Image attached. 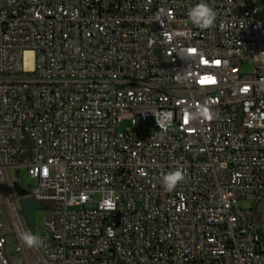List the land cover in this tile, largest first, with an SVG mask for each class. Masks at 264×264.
Returning a JSON list of instances; mask_svg holds the SVG:
<instances>
[{
	"label": "built area",
	"instance_id": "built-area-1",
	"mask_svg": "<svg viewBox=\"0 0 264 264\" xmlns=\"http://www.w3.org/2000/svg\"><path fill=\"white\" fill-rule=\"evenodd\" d=\"M199 2L0 0V264H264L261 0Z\"/></svg>",
	"mask_w": 264,
	"mask_h": 264
},
{
	"label": "rangeland",
	"instance_id": "rangeland-1",
	"mask_svg": "<svg viewBox=\"0 0 264 264\" xmlns=\"http://www.w3.org/2000/svg\"><path fill=\"white\" fill-rule=\"evenodd\" d=\"M260 7V12L261 14L264 15V6H262L261 4L259 5ZM32 60V57H31ZM259 68V66H258ZM251 68L248 67L245 70L248 71ZM13 78L16 79H22V78H26V75L23 74H18V75H14L12 76ZM129 123H123L119 129L123 130L124 128L128 127ZM147 128H151L152 127V122L150 121L149 123L146 124ZM8 175H9V180L12 183V187L14 190V193L16 196L21 197L25 191V188L28 187L30 185V181L27 178V174L26 171L23 170L20 173V178L22 179L19 180L17 178V176H15L11 171H8ZM252 205V202H248V203H242L241 206L242 207H250ZM43 220H44V213L42 210H37L35 212V217H34V229H35V234L34 237H38L41 234V227L43 224ZM10 230H11V222L8 216V211L7 208L5 206V204L3 203L1 197H0V236L2 235H10ZM10 252V251H7Z\"/></svg>",
	"mask_w": 264,
	"mask_h": 264
},
{
	"label": "clouds",
	"instance_id": "clouds-1",
	"mask_svg": "<svg viewBox=\"0 0 264 264\" xmlns=\"http://www.w3.org/2000/svg\"><path fill=\"white\" fill-rule=\"evenodd\" d=\"M188 16L192 23L199 27H211L214 24L215 12L208 6L205 0H200L199 3L189 9ZM182 179L181 172L176 170L163 176L161 178V184L166 190H171ZM24 240L29 246L37 243L36 237L31 234L26 235Z\"/></svg>",
	"mask_w": 264,
	"mask_h": 264
},
{
	"label": "water",
	"instance_id": "water-1",
	"mask_svg": "<svg viewBox=\"0 0 264 264\" xmlns=\"http://www.w3.org/2000/svg\"><path fill=\"white\" fill-rule=\"evenodd\" d=\"M261 5L264 6V0H261ZM20 209L25 216L27 226L33 232L35 211L39 209V205L35 204L33 199L28 198L20 204ZM261 237L264 240V233L261 234Z\"/></svg>",
	"mask_w": 264,
	"mask_h": 264
},
{
	"label": "bare ground",
	"instance_id": "bare-ground-1",
	"mask_svg": "<svg viewBox=\"0 0 264 264\" xmlns=\"http://www.w3.org/2000/svg\"><path fill=\"white\" fill-rule=\"evenodd\" d=\"M31 55L30 52L24 54V68L26 71H31L32 69Z\"/></svg>",
	"mask_w": 264,
	"mask_h": 264
}]
</instances>
